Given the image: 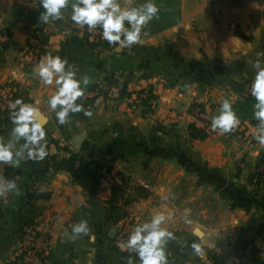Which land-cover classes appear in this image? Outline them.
Returning a JSON list of instances; mask_svg holds the SVG:
<instances>
[{"label": "crops", "instance_id": "crops-1", "mask_svg": "<svg viewBox=\"0 0 264 264\" xmlns=\"http://www.w3.org/2000/svg\"><path fill=\"white\" fill-rule=\"evenodd\" d=\"M136 2L119 0L122 7ZM35 6L32 0H0V30L11 37V46L0 49V87L17 84L39 108L48 153L40 161L24 160L18 168L9 165L19 194H1L0 264H19L18 230L27 222L42 223L52 212L60 217L52 223L45 264H127L114 250L119 226L125 218L146 222L158 212L171 216L164 224L174 234L165 246L168 264H252L253 255L264 261V186L255 192L247 182L264 145L253 138L259 123L255 103L245 100L256 73L252 64L258 58L264 62V56L256 55L264 52V2L174 0L169 7L179 12L176 24L152 28L149 21L141 42L107 49L69 41L71 4L62 20L40 25L29 22ZM31 48L37 53L34 60ZM48 54L67 59L77 78H89L86 86L106 76L129 82V97L98 99L91 116L59 124L47 107L55 85L43 84L33 71ZM141 76L164 81L163 87L154 85L157 103L150 112L134 101L142 80L131 81ZM242 80L248 81L242 94L230 89V83ZM225 98L240 119L234 129L239 135L211 128L204 141H189L187 127L194 122L189 107L208 104L212 121ZM6 122L0 124L4 142L13 127L11 118ZM72 154L102 166L95 196L63 170L40 176L53 160ZM81 220L90 232L71 239V226ZM193 242L201 244L202 256L192 249ZM214 245L231 255L241 245L246 250L236 255L238 262L219 258L215 263L210 257Z\"/></svg>", "mask_w": 264, "mask_h": 264}, {"label": "clouds", "instance_id": "clouds-1", "mask_svg": "<svg viewBox=\"0 0 264 264\" xmlns=\"http://www.w3.org/2000/svg\"><path fill=\"white\" fill-rule=\"evenodd\" d=\"M71 4V20L77 25L91 31L99 26L102 38L109 44L121 47H131L141 42L142 27L158 16L159 9L154 0H144L143 3L122 7L119 0H40L43 11L40 12L38 22L47 24L50 20H62L64 10ZM127 24V26H126ZM238 39V38H237ZM257 57L264 56V52H257ZM256 70L251 84V96L255 98L254 118L259 122L253 138L264 145V62L259 58L252 64ZM34 73L39 76L43 84L55 85V92L48 98V108L55 113L59 124H65L70 113L84 111L91 116L82 104L77 103L84 95V87L90 81L87 76L77 78V71L67 59L51 54L42 57L34 67ZM10 118L13 124L9 139L0 141V164H7L18 168L24 160H43L48 154L47 140L43 122L38 118L40 110L31 103L16 99L9 104ZM240 119L234 111L229 99L225 98L219 108V114L211 121V128L226 134L234 130ZM23 140V143H19ZM14 192L19 194L15 180L0 178V194ZM171 216L158 212L150 220L137 224L126 241H121L118 247L121 251L135 253L139 264H168L165 246L174 234L164 226ZM71 239L81 235H88L90 228L86 220L73 224ZM192 249L197 255H203L200 243L193 242ZM127 264H134V258L129 255Z\"/></svg>", "mask_w": 264, "mask_h": 264}, {"label": "trees", "instance_id": "trees-1", "mask_svg": "<svg viewBox=\"0 0 264 264\" xmlns=\"http://www.w3.org/2000/svg\"><path fill=\"white\" fill-rule=\"evenodd\" d=\"M174 0H154V3L157 5L159 12L158 16L154 17L151 22V27L153 28L154 25L159 23H164V27H168L171 25L176 24L179 21V12L174 9L170 8L169 5ZM264 2V0H261ZM144 0H137L136 5H139L143 3ZM43 11L40 0L36 2L35 8L31 9L29 12V22L32 25H40L38 22L39 14ZM159 30V29H158ZM0 35L5 38V41L2 42L0 49L5 50L8 47L11 46V37L10 35L4 31L0 30ZM69 41L75 43L77 46H89L90 48H97L101 47L104 49L109 48L108 43L106 40L103 41H97L95 43L89 42L88 38L85 37H78V36H70ZM31 46V45H30ZM149 77L141 76L137 78V81L139 80H147ZM100 82L104 85L111 86L113 84H117L118 80L115 79L113 76H106L103 79L100 80ZM127 81L122 83V89H120L117 97L115 100H122L126 97H129L130 92H127L126 89L128 87ZM248 83L246 80H242L241 82H232L230 83V89L236 93L242 94V91L244 89V85ZM99 82L93 85H88L84 88V95L82 98H79L77 100V103L82 104L84 110L90 111V109L93 107L94 103L98 99L107 100L109 99V96L107 93H104L100 96V94L92 95L95 92H98L99 90ZM11 87H16L17 84L12 83L10 84ZM149 86L148 91V99L141 102V105L146 109V111H152L153 108L148 104L149 99H156L155 97V88L152 85ZM12 94V101L16 99H22L25 103H29L30 100L27 97L26 91H18L15 90ZM245 100L249 103H255V98L251 96L249 93L246 95ZM200 108L201 111H203V106L201 104L193 103L189 109L188 113H190L194 108ZM4 114V112H0V115ZM4 120H0V124L7 123L6 121L10 118V114H6ZM86 115L84 114V111H80L77 113H70L69 120H74L78 118H85ZM188 137L189 141L191 142H201L204 141L209 133L207 131V123H205L203 120L196 119L194 122L190 123L187 127ZM0 168H2L3 174L0 178L6 179V180H13L14 179V172L12 168L7 164H0ZM102 169V166L99 165L96 162L88 161L84 159L79 154H72L68 158L61 159V160H53L51 166H47L44 172L41 173L42 178H47L52 172L63 170L66 173L69 174L71 177V180L73 183H75L77 186H79L81 189L86 191L89 195L95 196L97 193V188L100 185V176L98 175V172ZM248 184L253 188L255 192H257L261 187L264 186V155H262L258 161L256 162L253 171L249 174L247 179ZM114 195V192H112L111 197ZM3 200V196L0 194V202ZM112 200V198H111ZM31 222L25 223L21 228L18 230V238L21 242L22 237L24 236V227L31 225ZM264 249V247H263ZM114 250L119 253L125 261H127V257L131 255L134 258V264H137L139 262V258L136 256L135 253H129L128 251H121L120 248H118L116 245H114ZM246 250V245H241L237 247L234 250V253L238 256H243ZM22 257L23 253L20 254V256L17 258V261H19V264H22ZM213 260L215 263L219 262L218 257H213ZM16 261V262H17ZM252 264H264V261H261L256 255H253L252 257Z\"/></svg>", "mask_w": 264, "mask_h": 264}, {"label": "built area", "instance_id": "built-area-1", "mask_svg": "<svg viewBox=\"0 0 264 264\" xmlns=\"http://www.w3.org/2000/svg\"><path fill=\"white\" fill-rule=\"evenodd\" d=\"M32 2L35 4L37 1L32 0ZM218 9L215 8L213 10V15L217 16ZM68 32L73 35V36H86L90 42H97V41H103L105 39L102 38V29L99 28V26L95 29H92L91 31L87 28V26L81 27L77 25L74 22H70L69 25L67 26ZM5 41V38L0 35V47L2 42ZM107 42V41H106ZM108 43V42H107ZM109 48H113L116 46V44H109ZM36 50L34 48H31L30 52L32 54V60L36 59ZM99 90L98 92L93 93L92 95H97L100 94V96L104 93H107L109 96V99L115 100L117 97L120 89H122V83L121 81H118L117 84H113L111 86H107L102 84L99 81ZM159 84V86L163 87L164 81L160 77H155V78H149L147 80H142V83L140 87L135 90L134 92V101L136 103H141L142 101H145L148 99V91H149V86ZM1 91V90H0ZM5 91V90H3ZM8 89L6 92H2V97L0 98V107L9 109V104L11 101L12 93L15 92V89H12V92L8 94ZM127 92H129V87L126 89ZM108 100V99H107ZM148 104L152 107L155 108L156 106V99H149ZM48 107V104H47ZM207 113L205 111H201L200 108L196 107L194 108L190 113L189 116L193 119H200L207 121ZM210 127H207V131H210ZM3 174L2 168H0V177ZM139 186L148 189V185L142 181H138ZM59 213L58 212H52L49 216L48 219L43 221L42 223L38 222H31L32 224L29 226L24 227V236L21 239V252L20 254L23 253L22 257V264H45L47 261V258L49 257L50 254V240L52 236V223L53 221L57 220L59 218ZM144 221L142 220H135V219H124L123 223L119 226L116 234V246L118 247V244L121 241H126L129 234L133 230V228L140 223H143ZM119 248V247H118ZM121 250V249H120ZM211 255L217 256L221 258L222 260H228L232 259L234 262H238L236 255L234 254H229L226 249L221 248L220 246H212L210 248ZM127 251V250H124ZM139 264V262L137 263Z\"/></svg>", "mask_w": 264, "mask_h": 264}, {"label": "rangeland", "instance_id": "rangeland-1", "mask_svg": "<svg viewBox=\"0 0 264 264\" xmlns=\"http://www.w3.org/2000/svg\"><path fill=\"white\" fill-rule=\"evenodd\" d=\"M35 1V0H34ZM36 1H38V0H36ZM218 16V15H217ZM70 36H72V35H70ZM81 37H85V36H81ZM32 46V45H31ZM156 76H149V78H155ZM118 81H121V80H118ZM121 82H125V81H121ZM131 82H133L132 84H136L138 81H137V78L136 79H134L133 81H131ZM10 84H12V83H6L5 85H3V86H1L0 87V98H3L2 97V92H6V90L8 89L9 91H8V94H9V92L11 93L12 92V89H15V90H17L18 88H16V87H11V85ZM131 84V85H132ZM3 90H5V91H3ZM12 94H14V93H12ZM11 99H12V97H11ZM12 101V100H11ZM156 103H157V101H156ZM156 107V106H155ZM154 109V108H153ZM203 110L205 111V113H207L206 115H207V121H204L205 123H207V127L209 126L210 128H211V121H209V118H211L210 117V115H209V112H210V110H211V107L207 104V105H205L204 107H203ZM0 112H4V114H1L0 115V120L2 121V120H4L5 119V117L7 116L6 114H10V110L9 109H6V108H2L1 109V107H0ZM189 114V113H188ZM212 132V130L210 129V131H208V133L210 134ZM226 134H230V135H232V136H236V135H239V133L236 131V130H232L231 132H229V133H226ZM120 180V179H119ZM212 252V251H211ZM212 259H213V257H217V256H214V255H211L210 256ZM219 258V257H218Z\"/></svg>", "mask_w": 264, "mask_h": 264}, {"label": "water", "instance_id": "water-1", "mask_svg": "<svg viewBox=\"0 0 264 264\" xmlns=\"http://www.w3.org/2000/svg\"><path fill=\"white\" fill-rule=\"evenodd\" d=\"M38 118H39V119L43 122V124H44V120H43V118L41 117V115H40ZM81 141H82V138H80V140H79V144L81 143ZM79 144H78L77 150H79ZM196 234L199 235V233H196Z\"/></svg>", "mask_w": 264, "mask_h": 264}]
</instances>
